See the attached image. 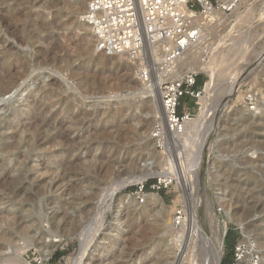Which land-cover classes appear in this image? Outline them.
Masks as SVG:
<instances>
[{"label":"rangeland","instance_id":"rangeland-1","mask_svg":"<svg viewBox=\"0 0 264 264\" xmlns=\"http://www.w3.org/2000/svg\"><path fill=\"white\" fill-rule=\"evenodd\" d=\"M46 1L24 0L26 13L29 15L24 26L25 35L29 39L25 48L28 54L24 58L34 72L11 93L0 94V213L7 216L8 222H13L16 217L22 219L21 227L15 228V231L10 230L8 240L0 242V264H75L82 254V236L90 241L92 247L86 264H153L160 259L164 250L161 240L165 236L160 230L165 231L170 221H174L175 212L171 208L177 202V182L170 175L181 169H172L173 166L168 161L171 158L183 167L191 158L194 161H190V164L194 166L196 160L200 164V158L204 157L203 166L199 170L197 190L195 193L182 190L181 202L184 206L181 202L177 205H182L185 209V221L188 222L186 233H189L190 228L189 213L195 211L202 228L217 244L218 240L211 228V218L216 217L224 243L221 264H235V249L246 240L244 235L252 239L264 264L263 21L256 27L251 24L252 21L247 20L239 22L232 19L228 25L220 26L210 23V19L204 21L208 30L207 46L209 45L205 49L209 52L206 60L209 61L212 57V60H219L225 56L227 62L224 63L229 65L222 63L218 67L217 75L222 78L218 79L220 92L218 90L217 96L212 98V103L209 100V103L216 106L219 102L216 107L220 108L232 95L229 99L230 106L222 108L218 126L211 134L206 129L214 124L215 113L207 118L206 125L209 121L212 123L208 128L202 124L197 129L192 127V134L188 132L191 135H184L186 137H182L183 141L178 139L179 142L175 144L177 148H172L169 155H164L157 149L160 156L151 158L149 136L153 121L147 115L149 98L146 94H141L134 66L125 60L117 61L118 64L114 61L105 64L95 62L97 54L76 34L79 16L73 11L72 5L81 3V0H62L52 10L41 9ZM249 8L260 17L264 0H249L243 4L241 12ZM39 22L47 27L39 30ZM250 24L254 28L249 29ZM216 46H220L219 49ZM213 49L216 51L213 52ZM40 51L42 55L48 56L47 64L36 63L38 56H41ZM235 51L237 54L231 57ZM2 62L3 57L0 55V65ZM79 72L90 74L89 78L97 74L98 80L84 84L77 75ZM232 75L237 76L238 80H233L236 77ZM208 79L209 76L203 72L198 88L202 84V88L206 87ZM54 81L59 85L55 87L53 96L46 95ZM1 83L0 81V86ZM86 85L91 87L89 94H86ZM230 86L235 88L234 92ZM250 92L258 95L256 110H251L246 100ZM241 93L243 95L238 99ZM37 103L44 104L43 109L57 117L58 121L67 118L68 113L86 111L89 115L86 119L80 117L79 121L76 120L85 127L83 132L70 136L72 142L68 159L56 154L64 149L62 145L40 141L30 132L23 134V125L32 120ZM212 105L211 108L214 107ZM74 122L67 123L72 131L76 127ZM50 130L53 134L58 131L54 126ZM5 142L20 144L17 150L7 153L2 150ZM188 144L193 148L188 147ZM18 153L22 154L21 159L15 160V154ZM197 156L200 157L196 158ZM96 157L103 158L96 161ZM146 159L153 162L151 165L155 167L157 174L140 183L128 184L117 194L114 202L107 199L109 189L131 178L130 162L138 165L143 164ZM67 163H73V167L62 169L61 166ZM164 172L167 173L165 176L171 186L160 193L150 189L147 192L159 195L167 211L159 217L151 207L145 211L126 208L119 236L108 239V233L114 226L113 212L119 198L134 195L141 184L152 185L158 177L164 178ZM103 198L107 200L105 203ZM227 210L231 218L228 217ZM227 229L232 232L230 241H224ZM55 237L59 241L53 244ZM104 238V249L95 251ZM43 241L52 246L53 252L48 260L41 256ZM26 242L31 247L20 250ZM198 250L187 248V256L182 264H193L196 254V259L200 261L203 251ZM39 258L43 263L39 262ZM247 258L251 259V256Z\"/></svg>","mask_w":264,"mask_h":264},{"label":"bare ground","instance_id":"bare-ground-1","mask_svg":"<svg viewBox=\"0 0 264 264\" xmlns=\"http://www.w3.org/2000/svg\"><path fill=\"white\" fill-rule=\"evenodd\" d=\"M60 1H62V0H47L46 3H43L40 8L46 9V10L47 9L52 10L53 8H55L57 6V4ZM248 1L249 0H244L241 3V5L238 7V9L233 14L228 15V16L212 9L209 12V14L206 15V17H201L200 21L204 24L205 29H206V24L204 21L207 18H210V23H212L213 25H218V26H220L222 24L228 25L229 23H231V21H233L232 19H234V21H239V20H243V21L247 20V22L252 21L251 24L252 25L254 24L255 27L260 25L262 23V21L264 23V9H260L261 12L259 13V15H260V17L258 16L259 18L256 16V14L253 13L254 10L252 8H249V10H247V11L241 12V7L243 6V4H246ZM87 4H88L87 0H81V3L73 4L72 8H73V11H76L78 13V16H79L76 34L78 37L81 38V40L84 43H86L89 46V48H91L97 54V59H95V62H97L99 64H105V63H112L114 61L115 64H118L119 61L125 60L128 63H131L134 66V69L137 70V67L135 66V64L132 63L131 61H129L126 57H124L122 55H116V56L107 55L105 53H101V52L97 51L96 37L94 35L93 29H92V27L85 24L82 20V17H83V15L87 9ZM25 5L26 4H25L24 0H0V55L3 57V62L0 65V81L2 82L1 86H0V94L1 93H11L14 89L20 87L21 81H25L29 77V75L34 72L33 68L30 67L25 62V58H24L28 54V52L25 51V48L29 42V39L25 35V30H24V26H25V24H27V21L29 19V15L26 13L27 9L25 8ZM39 16H41L40 18H42V15H39ZM38 25H39V30H42L43 28L47 27L46 24H43L40 22L38 23ZM252 25L250 26L249 29L254 28ZM206 31H208V30L206 29ZM220 35L223 36L222 34H220ZM222 40L223 39L221 38V41ZM203 43L205 45H207L208 44L207 39ZM219 47L216 46V48H218V49H219ZM207 48H209V45L207 46ZM199 49H202V47L201 46L197 47L195 51L192 50L185 55V57L183 59L182 67L183 68H190V69H197V70L203 71L209 76V79H208V82L206 84L205 96L201 100L202 101V108H201L198 116L193 121L189 122L186 125L185 135L188 132L191 133L192 127L197 129V127L201 126V124H202V126H205L208 128L211 121H209L210 123L207 125H206V122H207V118L210 117L209 115L211 113H215V122H212L214 124L211 123L212 125L211 124L210 125L212 127L206 129V131L208 130V133H210L212 130H216V127L218 126L217 124L219 123V120L222 116L221 115L223 112L222 108L230 106L229 99H231V97H232V95L229 96L220 108H217L218 107L217 105L219 102L216 105L217 107L214 106V104L213 105L211 104L212 98L217 96L216 94H217V91L219 90L218 79H222V78H219L217 75L218 67L220 66V64L222 65V63H223V65H227L224 63L226 61L225 60L226 57L225 56L221 57V59H219L220 61L218 59L212 60L213 57L209 61L203 60V56H202L201 51H204L205 49L203 48L201 51L198 52ZM215 51L213 49V52H215ZM40 53H41V56H38L36 63L37 64H47L48 56L46 54L42 55L41 51H40ZM197 53H200V54H197ZM235 53L237 54V52L235 51L230 56L232 57ZM228 63H230V62H228ZM227 66H229V65H227ZM225 71L227 73V70H225ZM233 72L235 73L234 70H233ZM226 73H224V74H226ZM224 74L222 73V75H224ZM236 74H238V73H236ZM77 75L82 78L83 83L85 82L84 84H86V83L88 84V83L92 82L93 80L94 81L98 80L97 74L92 75L93 78H89L91 76L90 74H86V73H82V72H79ZM232 76H235V75H232ZM235 77L236 78L233 77L232 79L236 80L237 76H235ZM225 78H227V77H225ZM230 78H231V76H230ZM138 81L140 83V91L142 92L141 94H146L147 97L149 98V101H148L149 107H148L147 115L149 116V120L153 121V126L151 129V132L153 133L155 125L159 121H161V119H163L161 94H160L159 89L156 86L157 85L156 81L151 80L150 82H146V81L140 80L139 78H138ZM229 81L232 82L231 80H229ZM57 85H59V83L57 81H54L51 84V90H49L45 94L53 96L52 93H54L55 87ZM221 85H222V83H221ZM234 85H233V87H234ZM84 87L86 89V94H89L91 92V87L89 88V87H87V85ZM231 87L232 86H230L229 88H231ZM234 90H235V88H231L232 92H234ZM231 91H229V92H231ZM41 92H42V90H41ZM219 92H220V90H219ZM229 92H228V94H229ZM242 95H243V93H241L239 95L238 99H240V97ZM209 100H211L210 101L211 103H209ZM155 104H156V106H155ZM210 105H212L214 107L211 108ZM43 108H44V104H40V105H39V103L35 104L34 110H33L34 116L28 124L23 125V131L22 132H23V134H24V132H30L33 137H35L36 139H38L40 141H52L56 145H62L64 147V149L60 152H57L56 154L61 155L63 157H66V159H68L67 156H69V154L71 152L70 145L72 142L70 136L72 134H75L78 132H83L84 127H85L83 125V123L76 122V120H78V118H80V117H84L86 119L89 115L86 113V111H81L78 114L68 113L69 115L67 118L58 121L57 117L50 115L51 113L48 111H45V109H43ZM159 109H160V116H159ZM17 119H19V118H17ZM69 121L70 122L75 121L73 123L76 126L75 131H72V129H69L67 127V123ZM51 126H54L55 129L56 128L58 129V131L55 134H53L51 132V130H50ZM203 130H202V132H204ZM152 133L149 136V141H150V145H151V153H150L151 158L160 156V153L157 152V143H156V140L152 137ZM190 133H188V134H190ZM48 135H50V136H48ZM190 135H187V136L189 137ZM194 135H192V136H194ZM183 136L184 135L174 136V138H173L175 141L174 143L175 144L178 143L179 140L183 141L182 140ZM184 137H186V136H184ZM185 140H186V138H185ZM188 142H190L189 139H188ZM19 144L20 143H17L15 145V144H10L8 142H5L2 144V147H3L2 150L6 151L7 153L12 152L13 150L15 151L18 149ZM186 147H187V144H186ZM186 147H185V150H187ZM188 147L193 148V146H190V145ZM192 148H191V150H192ZM183 149H181V150L183 151ZM200 150H201V148H200ZM200 150H199V152L197 151L199 153V155L201 154ZM205 155H206V152H205ZM21 156H22V154H20V153L15 154V160H20ZM192 156H194V155H192ZM199 157L200 156H197L196 158H199ZM102 158L103 157H96L95 159H96V161H100V160H102ZM204 158H200L202 161L200 164L197 163L199 161L196 160V162H194V163H196V164H194V166H191L193 164H190V161H194V159L191 160V158H190L189 162H187L186 165H183V167L179 166V164H176L175 161L171 158L168 161L169 164H171L173 166V167H171L172 169H174V170L181 169L177 173L175 171L174 174L172 173L170 175V177L173 180H176V182H177L176 188L178 189L176 206H172V208H171L172 212H176L177 211L176 207H177L178 203L183 201L182 200V197H183L182 190H188L189 193H193V192L195 193V191L197 190L198 180H199V170L203 166ZM152 163L153 162H149L148 159H146L143 164L140 163L138 165H136L135 163H133V161H131L130 166H129V168L132 171V174H131L132 176L130 175L131 178L126 179L125 182L123 181L122 184L115 186V188L112 187L113 189H111V190L109 189L110 194L108 195L107 199H110L112 202H114L116 200L117 194L120 191H122L128 184H131V183L135 184L136 182L140 183V182H142V181H144L150 177L155 176L157 173H156L155 167L151 165ZM72 164L73 163H67V164L62 165L61 167H62V169H68L69 167H73ZM86 164L88 165V163H86ZM134 164L136 165L135 167H134ZM18 165L22 166L23 164L18 163ZM163 165H165V164H163ZM21 166H18V167H21ZM191 169H194V170H191ZM194 172H196V175H194ZM164 173L165 174L162 173V176L164 178H167V176H165L167 173L166 172H164ZM191 173H193V174H191ZM195 176H197V179H195ZM2 180H3V178H2ZM107 194H108V192H107ZM189 197H190V195H189ZM186 199H187V197H186ZM106 201L107 200H105L104 203ZM181 203L183 205V202H181ZM191 206H193V205H191ZM148 207H151L152 211L155 212V214H157L159 217L162 216L165 211H167L163 206V202H162L161 197L159 195H157L156 193H153V192L145 193L144 199L142 202H138L135 198V195H132V194L124 195V196L120 197L118 202L115 205V210L113 212L114 213V226L112 227V229L108 233V237H109L108 239H110V240L115 239L116 237L119 236V234L121 232V228L123 226L122 216H123V212L125 211L126 208L133 209L134 211H140V210L145 211V209H147ZM191 211H193V210H191ZM227 214H228V217L231 218L230 212L228 210H227ZM211 220H212V222H211L212 227L211 228L213 229V231L216 235V238L218 240L217 244H215V241H213L208 236V234L205 232V230L202 228V225H201L195 211L192 212L191 214L189 213V224H190L189 225L190 226L189 233L188 232L186 233V224L188 223L187 221H184V223L181 226H175V222L173 221L171 223V221H170L168 228L165 231L160 230V233L163 232V235L165 236V238L163 237L161 240L162 244L164 246V250L162 251V256L160 257V259L158 261H154L153 264H182L183 259H185L187 256V255L185 256L186 250H187V248H190V247L194 250L197 248V249L203 251V256H201L202 259L200 261H198V258L196 259V256L198 254L194 255L195 258H194V260H192L193 264H221L222 253H223V244L224 243H223V240L220 236V225L217 222L216 217H212ZM21 221H22V219L20 217H16L13 219V222H8L7 216H5L3 213H0V242L7 241L8 240L7 237L11 236V234L8 232L10 230L15 231V228H20L21 227ZM187 226H188V224H187ZM209 226H210V224H209ZM96 230H97V227H96ZM96 230H93L92 232H95ZM90 233H88V234H90ZM88 234H86V235H88ZM91 236L92 235H90V237ZM84 237L85 236L81 237L82 245H83L82 246L83 250L81 251L82 254L79 257V259L76 261L75 264H86V260L89 256L88 252H89L90 248H92L90 245V241L87 240L88 241L87 242ZM93 238H91V239H93ZM87 239H88V236H87ZM56 241H59V239L57 237H55V241L52 243L54 244ZM105 242L106 241L104 238L100 243H98L95 251L103 250ZM53 246H55V245H53ZM30 247H31V244L26 242V243H24V246H21L20 250L24 251L26 249H29ZM51 247L52 246H51V244H49V242L43 241L41 243L40 249H41L42 259L48 260L51 257V254L53 252ZM175 250H177V253L175 252ZM167 256H170L172 259L170 260ZM250 262H251V259L247 258L245 260V263H242V264H250ZM261 264H263V263L261 262Z\"/></svg>","mask_w":264,"mask_h":264},{"label":"built area","instance_id":"built-area-1","mask_svg":"<svg viewBox=\"0 0 264 264\" xmlns=\"http://www.w3.org/2000/svg\"><path fill=\"white\" fill-rule=\"evenodd\" d=\"M87 1L82 20L93 29L97 51L126 57L137 67L140 80L156 81L163 119L155 125L152 137L157 149L169 155L172 148H177L174 136L185 135L186 125L198 116L206 93V87L198 88L203 71L182 67L187 53L200 46L207 48L203 42L208 33L200 18L212 9L231 15L244 0ZM208 53L202 52L203 60L208 58ZM257 96L254 92L247 96L251 110L258 107ZM169 186L167 178L158 177L152 185H139L134 195L142 202L149 189L160 193ZM185 219V209L179 205L174 215L175 226H181ZM228 234L227 229L224 241ZM244 238L235 249V264L245 263L249 255L250 264H261L256 245L250 237L244 235ZM38 260L43 263L41 258Z\"/></svg>","mask_w":264,"mask_h":264},{"label":"trees","instance_id":"trees-1","mask_svg":"<svg viewBox=\"0 0 264 264\" xmlns=\"http://www.w3.org/2000/svg\"><path fill=\"white\" fill-rule=\"evenodd\" d=\"M200 79H201V77L198 79V86H199V84H200ZM202 86H203V84H202ZM202 86H201V87H202ZM148 186H149V185H148ZM231 234H232V232L230 231L229 234H228V236H227V238H226L227 241H230V238H231V236H232ZM229 248L232 249V246L229 245ZM226 263H227V262H226ZM227 264H228V263H227Z\"/></svg>","mask_w":264,"mask_h":264},{"label":"water","instance_id":"water-1","mask_svg":"<svg viewBox=\"0 0 264 264\" xmlns=\"http://www.w3.org/2000/svg\"><path fill=\"white\" fill-rule=\"evenodd\" d=\"M52 236V235H51Z\"/></svg>","mask_w":264,"mask_h":264}]
</instances>
